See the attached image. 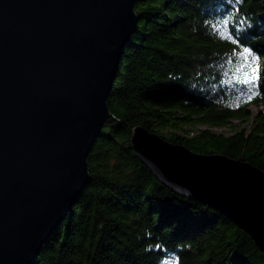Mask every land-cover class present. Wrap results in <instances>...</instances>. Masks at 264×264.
Here are the masks:
<instances>
[{
	"label": "trees",
	"instance_id": "16d2710c",
	"mask_svg": "<svg viewBox=\"0 0 264 264\" xmlns=\"http://www.w3.org/2000/svg\"><path fill=\"white\" fill-rule=\"evenodd\" d=\"M135 10L138 28L108 99L113 116L88 156L91 179L33 264H264L251 236L164 186L131 143L144 127L264 171V0H136ZM245 47L249 61L239 57ZM253 84L261 94L246 99ZM237 94L242 103L229 105Z\"/></svg>",
	"mask_w": 264,
	"mask_h": 264
},
{
	"label": "water",
	"instance_id": "95a60500",
	"mask_svg": "<svg viewBox=\"0 0 264 264\" xmlns=\"http://www.w3.org/2000/svg\"><path fill=\"white\" fill-rule=\"evenodd\" d=\"M136 0H0V264H33L91 176ZM136 156L167 188L226 215L264 253V171L144 127Z\"/></svg>",
	"mask_w": 264,
	"mask_h": 264
},
{
	"label": "rangeland",
	"instance_id": "374dc122",
	"mask_svg": "<svg viewBox=\"0 0 264 264\" xmlns=\"http://www.w3.org/2000/svg\"><path fill=\"white\" fill-rule=\"evenodd\" d=\"M244 54H246V53H243V52L240 53L239 57H243ZM248 56H249V53H247V56H246V59L248 61L253 58V56L250 58ZM243 62H244V60L240 63V65H238L236 67H235L236 64L232 63L230 65V67L233 69V72L231 74L239 71L240 66H241V68H243L244 67ZM261 64H262V62H261ZM238 97H239V94H237V96L231 95L230 98H228V100L226 102H228L229 105H237L239 103H242V100H239ZM261 108H262L261 106L250 105L249 110H251L253 113H256ZM234 124H235V128H237L238 130L248 126L246 121L245 122L234 121ZM214 131L217 132L218 134H225V135H231L233 133V131H228V130H224V129H215Z\"/></svg>",
	"mask_w": 264,
	"mask_h": 264
},
{
	"label": "snow or ice",
	"instance_id": "6c2138e0",
	"mask_svg": "<svg viewBox=\"0 0 264 264\" xmlns=\"http://www.w3.org/2000/svg\"><path fill=\"white\" fill-rule=\"evenodd\" d=\"M226 38L227 39H232V35L229 34ZM244 52L251 54L252 53V49L245 47L244 48ZM251 71H252L253 80L258 81L260 79V65H259V63L253 65L251 67ZM257 88H258V85L257 84H253L252 87L249 89V93H248L246 99H251V97L253 95H260L261 93L256 91ZM236 106L239 107V104H237ZM157 247H159V245H157Z\"/></svg>",
	"mask_w": 264,
	"mask_h": 264
}]
</instances>
